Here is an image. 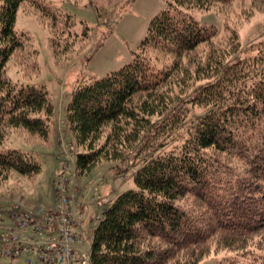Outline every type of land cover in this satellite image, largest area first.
Listing matches in <instances>:
<instances>
[{
  "label": "trees",
  "instance_id": "16d2710c",
  "mask_svg": "<svg viewBox=\"0 0 264 264\" xmlns=\"http://www.w3.org/2000/svg\"><path fill=\"white\" fill-rule=\"evenodd\" d=\"M235 1L166 0L133 60L88 78L65 105L78 173L144 157L136 187L95 225L88 264H199L213 247L236 254L216 264H264V40L243 48L236 30L220 39L191 15L223 16ZM21 6L57 54L91 37L48 0H0V181L42 170L34 152L4 146L11 130L42 143L56 130L46 86L7 72L10 61L39 72L32 37L15 29Z\"/></svg>",
  "mask_w": 264,
  "mask_h": 264
},
{
  "label": "rangeland",
  "instance_id": "374dc122",
  "mask_svg": "<svg viewBox=\"0 0 264 264\" xmlns=\"http://www.w3.org/2000/svg\"><path fill=\"white\" fill-rule=\"evenodd\" d=\"M59 10L74 16L78 33L84 23L89 27L88 40H78L69 50L55 53L50 41V31L35 14H27L23 6L18 10L15 29L27 32L38 50L37 75L27 72L10 61L8 75L13 80L35 85H45L55 107L54 130L48 143H42L37 136H30L22 129H13L5 143L9 149L34 152L42 164V170L29 178L17 172H10L0 181V211L14 203L46 210L57 207L54 187H68L69 193H77L83 203V227L76 229L81 246L76 263L88 262V251L95 225L104 212L123 192L136 187L134 176L143 164V156L124 163L101 160L88 173L76 171V154L82 151L76 146L74 136L64 120V107L70 101L75 88L90 77H103L119 70L131 62L145 37L151 19L164 9L166 0H48ZM222 16L217 9L194 10L193 19L200 25L214 26L218 35L226 37L231 29L236 30L243 48L264 40V0H236L224 9ZM198 112V111H197ZM69 143H72V148ZM67 146L68 154L65 151ZM66 152V153H65ZM65 171H61L62 169ZM68 168V169H67ZM90 196L94 200L86 206ZM99 202L101 203L99 205ZM0 220L2 218L0 217ZM0 221V227H6ZM215 247L199 264H216L235 256L230 250ZM22 260L0 256L1 264H22Z\"/></svg>",
  "mask_w": 264,
  "mask_h": 264
},
{
  "label": "built area",
  "instance_id": "2783aa9c",
  "mask_svg": "<svg viewBox=\"0 0 264 264\" xmlns=\"http://www.w3.org/2000/svg\"><path fill=\"white\" fill-rule=\"evenodd\" d=\"M69 145L72 148V143ZM64 149L68 154L70 149ZM62 186L54 187L57 207L53 209L19 202L0 211V221L10 224L0 227V256L22 259L23 264L76 263L81 238L75 229L83 224V203L77 193H69L68 187ZM93 200V196L88 198L87 208Z\"/></svg>",
  "mask_w": 264,
  "mask_h": 264
},
{
  "label": "crops",
  "instance_id": "0c3cea01",
  "mask_svg": "<svg viewBox=\"0 0 264 264\" xmlns=\"http://www.w3.org/2000/svg\"><path fill=\"white\" fill-rule=\"evenodd\" d=\"M83 227V225L81 226V228ZM76 229H78V227L76 228ZM76 229H75V231H76ZM77 233V232H76Z\"/></svg>",
  "mask_w": 264,
  "mask_h": 264
}]
</instances>
